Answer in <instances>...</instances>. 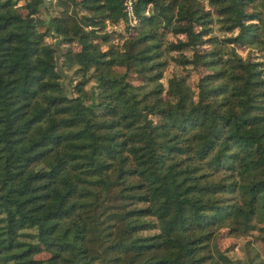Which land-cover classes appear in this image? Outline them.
<instances>
[{
    "label": "trees",
    "instance_id": "obj_1",
    "mask_svg": "<svg viewBox=\"0 0 264 264\" xmlns=\"http://www.w3.org/2000/svg\"><path fill=\"white\" fill-rule=\"evenodd\" d=\"M133 6L0 0V264H237L221 228L264 239V0Z\"/></svg>",
    "mask_w": 264,
    "mask_h": 264
},
{
    "label": "rangeland",
    "instance_id": "obj_2",
    "mask_svg": "<svg viewBox=\"0 0 264 264\" xmlns=\"http://www.w3.org/2000/svg\"><path fill=\"white\" fill-rule=\"evenodd\" d=\"M19 5H22L24 0H17ZM23 11H25L23 9ZM46 16V15H44ZM116 26L115 28H117ZM112 26L109 25L107 29H111ZM120 31L121 27L117 28ZM124 31V28H122ZM167 38L173 39L174 36L171 33H168ZM105 45V44H104ZM66 47V44L63 45ZM74 47V46H73ZM75 48V47H74ZM239 53L242 55H247L248 52L255 53V50L251 47L240 46L237 48ZM172 71H180V73H185V71L179 66L175 65L174 62L170 61L168 65L164 69V78L163 81L165 82V78L169 76ZM205 69L203 68H196L191 69L188 74V81L191 85L195 83L197 77L203 74ZM129 78L134 83L139 82L136 75L129 74ZM66 88L68 89V83H65ZM89 84H86V88L89 89ZM96 95L95 88L89 93L88 99L94 98ZM215 245L218 249L226 251L228 255L234 258L237 261V264H246L250 261L253 257L256 258V261H261V264H264V239L260 236V231L256 228L250 229L243 234H235L229 233L228 228L223 227L219 230V233L215 239ZM49 255L48 252L43 251L35 254L36 258L44 259Z\"/></svg>",
    "mask_w": 264,
    "mask_h": 264
},
{
    "label": "built area",
    "instance_id": "obj_3",
    "mask_svg": "<svg viewBox=\"0 0 264 264\" xmlns=\"http://www.w3.org/2000/svg\"><path fill=\"white\" fill-rule=\"evenodd\" d=\"M133 1L134 0H123V5L125 6V10H126L127 16H128L129 21L131 23H135L136 22V15H135V12H134Z\"/></svg>",
    "mask_w": 264,
    "mask_h": 264
}]
</instances>
